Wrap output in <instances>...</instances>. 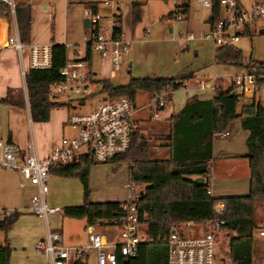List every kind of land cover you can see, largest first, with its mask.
<instances>
[{
  "label": "trees",
  "instance_id": "16d2710c",
  "mask_svg": "<svg viewBox=\"0 0 264 264\" xmlns=\"http://www.w3.org/2000/svg\"><path fill=\"white\" fill-rule=\"evenodd\" d=\"M13 15L19 40L28 43L30 31V8L27 0H14ZM208 15L210 25L219 18L218 0H210ZM94 2L85 3L92 10ZM4 16L8 18L7 6L0 4ZM187 7L169 12L167 18H178L186 14ZM138 19L136 4H132L131 22ZM117 26L112 35L119 38ZM248 28L244 35L249 34ZM50 65L48 68H28L24 74V85L30 120L44 122L48 119L52 107L68 104L52 96L51 83L61 79L58 70L65 60V46L51 41ZM88 52V49L87 51ZM213 61L217 64L242 65V54L234 46L216 47ZM244 67L255 77L256 86L262 81L259 75L264 73L262 61H248ZM192 72L176 76L149 78L129 77L123 86H114L108 80H98L100 91L110 97L126 96L132 99L137 90L155 92L183 87L191 78ZM254 94V92H253ZM242 95L233 90L216 88L211 99L200 100L189 97L181 109L169 118L167 159H150L148 142L137 130L131 136L128 148L116 155L110 163H124L127 168L128 182L143 184L138 200L140 209L147 212L146 236L148 241L138 246L136 257H116L115 264H166V239L172 224H199L203 220L215 217L211 208L217 201L224 205V221L221 227L227 240V248L222 257L233 264H251L253 232L257 228L253 218V201H264V110L252 96L248 103L242 104L239 111L236 106ZM170 101V97H169ZM0 103L22 106L19 95L7 90ZM238 118L241 129L247 132L245 157L248 163V191L244 195L211 197L208 193L204 175L208 172L211 159L212 136L226 130L230 122ZM93 165L87 154L79 155L75 162L55 165L50 173L60 177H76L83 188V200L77 205H66L60 214L70 218H84L85 225L100 218L112 219L116 216L121 202H91L87 198V175ZM200 176L202 183H194L190 177ZM16 219V214L0 216V233H5ZM10 248L5 240L0 242V264H8ZM73 264H81V259Z\"/></svg>",
  "mask_w": 264,
  "mask_h": 264
},
{
  "label": "crops",
  "instance_id": "0c3cea01",
  "mask_svg": "<svg viewBox=\"0 0 264 264\" xmlns=\"http://www.w3.org/2000/svg\"><path fill=\"white\" fill-rule=\"evenodd\" d=\"M104 1H109L110 4H104ZM254 1L252 0L251 4ZM79 2H94V9L104 18L106 26H109L108 19L111 16L118 19L119 38L128 44V50L122 56H124L126 62V72L130 74L129 77L160 78L192 72L191 78L184 82L185 89L174 93L173 100L170 99L167 105L158 110L155 120L149 118L148 102L150 93L140 90L134 92L131 100L134 106L135 130L147 139L148 157L150 159L168 158L169 149L166 138L169 133V118L181 109L189 97L194 96L200 100H206L213 97L216 88L233 90V78L247 72L244 67L247 60L243 56L242 65L237 69L228 67L229 65L214 63L213 53L217 46L211 41L200 37L212 27L208 22L210 9L201 6L197 0L194 12L189 3L190 0L187 3L182 0H80ZM236 2L241 7L237 0ZM27 3L30 8V31L28 43L25 45H50L51 41L61 43L65 46L66 58L85 57L89 63L91 52H86L87 48L83 46L84 54L78 55V45L71 42L67 43V33L64 34L63 26L60 34L57 35L54 34L52 24L49 30L50 34L47 33L42 38L35 35L32 27L33 8L29 0H27ZM132 4H136L138 11V19L135 23L131 22ZM69 6L67 4L66 8H69ZM183 6L187 7L186 14L180 15L178 18L166 17L169 12L181 10ZM85 7L89 6L85 5ZM192 14L200 18V25L193 27ZM221 14L222 10L220 9ZM257 23L248 28L249 34L243 36H248L251 40L253 33L264 34L259 32L263 28ZM189 34H191V37L188 36ZM12 35H17L14 15L9 14L8 18L5 17L4 11L0 7V98L5 96L6 91L9 89L15 91L22 101L20 107L0 103V139L10 141L21 149L25 148L28 142H32L37 158L44 159L51 146L62 135L71 133L69 129V133L64 134L67 128L65 125L68 114L67 109L64 106L52 107L46 121L32 122L30 120L24 85V74L29 68L28 50L27 47H24L20 52H16L7 46L6 39ZM237 41L232 42L230 45L235 46ZM69 45L72 47L71 56L67 52V46ZM94 74V72H90V76ZM114 74L115 71L109 69L108 78L100 80L111 82L110 79L114 77ZM259 77L263 79L264 73ZM224 79L227 84H225ZM258 89L259 87L256 86L254 94L241 96L242 98H239L240 102L238 101L236 110L239 111L240 106L248 103L252 96L255 98ZM104 95L105 93H102L101 98ZM258 102L264 110L261 98L258 99ZM225 132V135L214 134L212 136L211 159L208 169L210 176L205 178L211 197L244 195L248 191L249 170L244 144L247 132L241 129L238 118L230 122ZM95 165L97 164L92 166ZM109 165L115 167L116 163L109 162ZM125 170L128 179L127 168ZM117 171L116 168L112 169V173ZM91 172L90 170L89 173ZM52 175L54 174H49L48 182L49 180H57ZM190 178L193 179L194 177ZM59 180L66 179L59 176ZM127 183L128 180H126V189ZM35 191V187L23 179L17 171L0 169V211L16 214V219L9 225L2 238V241L7 242L10 250V246L15 247L18 245L23 248L24 240L30 232L35 234L34 240L44 234L42 227L33 231L36 217L29 209V198ZM117 194L120 193L110 191L104 193L98 199H90L89 201L123 202L127 200L129 195L128 190L127 197L122 195L116 197ZM59 210L61 211V209ZM58 214L49 215L45 220L42 219L45 224V231L58 230L56 227L50 229L48 221L49 217L52 219L59 216ZM82 219L85 225V220ZM254 222L257 228L253 232L251 264H262L264 253L261 248H264V235H258L257 230L262 229L264 231V217L254 218ZM85 237L86 235H84L82 243L76 242L74 245L83 244ZM82 262L81 264H84ZM8 264H13L10 258ZM42 264H46L45 258Z\"/></svg>",
  "mask_w": 264,
  "mask_h": 264
},
{
  "label": "built area",
  "instance_id": "2783aa9c",
  "mask_svg": "<svg viewBox=\"0 0 264 264\" xmlns=\"http://www.w3.org/2000/svg\"><path fill=\"white\" fill-rule=\"evenodd\" d=\"M201 6L210 9V0H197ZM222 14L213 23L209 31L200 37L211 41L215 46H229L244 35L246 27L262 22L264 29V0H255L247 9L238 6L236 0H218ZM7 6L9 14H13L14 0H0ZM104 4H110L104 1ZM87 19V33L83 36L82 45L107 58L112 70L119 67L118 59L128 50V44L112 35L117 26V19L111 16L109 26L104 18L90 7L82 9ZM191 37V34L188 35ZM6 45L20 52L24 47L28 50L29 68H48L50 65V45H25L17 35L8 36ZM85 57L66 58L58 70L61 77L51 83L52 96L57 99L62 94L65 101L74 105L83 104V95L87 93L90 82V70ZM234 92L242 96H250L256 90L255 77L249 72L236 76L232 80ZM170 90L151 92L149 96L150 120H155L159 109L169 103ZM134 106L126 96L101 98L97 107L89 112L67 115L65 125L71 130L62 135L48 151L46 158H37L32 142L25 148H18L14 143L0 139V169L17 171L23 179L32 184L36 191L29 198L30 211L46 219L49 215L60 213L59 208L47 203L48 176L50 168L55 165L75 162L79 155L87 154L93 164L109 163L116 155L123 153L129 145L130 136L135 130L133 120ZM216 134L225 135L226 132ZM208 172L204 178H208ZM207 181V180H206ZM208 185V183H207ZM128 198L119 205L118 212L112 219L100 218L84 225L85 242L81 245L64 246L60 235L55 230H47L43 238L34 242V251L43 255L46 264H71L93 252L95 264H115L117 255L124 258L136 257L138 246L148 241L146 236L147 212L140 209L138 200L141 189L135 184L127 183ZM209 193V192H208ZM215 217L199 223L203 233L197 238H185L177 228L190 223L172 224L166 239V264H225L222 257L227 248V240L222 226L225 221L220 217L224 205L217 201L211 208ZM13 213L0 211V216ZM115 229L112 235L106 229ZM258 235H264L262 229ZM262 264H264V256Z\"/></svg>",
  "mask_w": 264,
  "mask_h": 264
},
{
  "label": "rangeland",
  "instance_id": "374dc122",
  "mask_svg": "<svg viewBox=\"0 0 264 264\" xmlns=\"http://www.w3.org/2000/svg\"><path fill=\"white\" fill-rule=\"evenodd\" d=\"M80 0H29L33 8V16H32V27L33 32L38 37L42 38L43 36L50 34V26L52 24V28L54 34H60L61 28L63 26L64 34L67 33V43H75L78 45V55L84 54V48L82 45L83 36L86 35L87 30L82 26V9L85 7V3L79 2ZM186 2L188 0H182ZM243 9L249 8L252 0H237ZM191 9L194 12L196 0H190ZM69 4V8H66V5ZM52 17V18H51ZM191 20L193 21V27L200 25V18L192 14ZM257 25L262 26L263 23L260 21ZM248 36H241L239 40L235 43L237 49L241 51L242 56L248 61H257L264 59V34L253 33L251 35V40ZM212 46L213 44L210 43ZM71 45L67 46V52L71 56ZM86 64L90 68V72H94L95 74L90 77V81L87 84V93L83 95V104L82 105H74L69 102V100L65 101V97L60 94L57 97V100L66 102L68 106L67 115L74 113H84L93 110L99 104L102 96V92L100 91V85L98 80L108 78V71L112 69L111 62L107 58H102L95 51H91V56L89 63ZM119 68L115 71L114 77L111 78V82H118L120 86H123L127 83L130 74H127L126 62L124 60V56L118 59ZM227 65V64H224ZM231 68H238L240 66L229 65ZM225 76L224 74H222ZM225 84L226 80L224 79ZM258 92L255 94V100L261 98V102L264 107V78L258 85ZM184 90L183 87H179L178 89L171 92L170 99L173 100L174 93L179 90ZM239 94V93H238ZM105 96L110 97L108 94ZM260 97V98H259ZM240 99L242 97H239ZM240 102V100H238ZM238 102V103H239ZM69 133V128L65 129L64 134ZM147 140V139H146ZM148 142V141H147ZM116 168L118 171L112 173V169ZM126 165L124 163H116L115 167L109 165V163L97 164L95 166H90L88 169L87 175V186L88 193L87 198L90 199H98L104 193L114 191L120 194H117L116 197H127V189H126ZM92 171L89 173V171ZM53 178H57V180H49L48 182V193L46 201H48L49 205H55L59 209L66 205H77L80 204L83 200V188L80 181L76 177H62L66 180H59V176L52 175ZM61 178V177H60ZM143 188V184H135V189L140 190ZM34 215V214H33ZM59 216H55L52 219L49 217V228L52 229L54 227L58 228V232L60 233L61 243L64 246L74 245L76 242L84 241V223L82 218H70L62 216L60 213ZM36 218L34 219V227L33 231L43 228L45 236V224L42 218L34 215ZM253 216L254 218L264 217V201L260 199H255L253 201ZM59 217V218H57ZM178 231L182 232L183 237L185 238H197L200 237L203 233V228L200 224H190L189 227L185 225H180L177 228ZM32 231V232H33ZM105 231H108L109 234L115 233V229L109 228ZM6 233V231H5ZM34 233H29L24 240V246H10L11 250L9 253V258L12 260L13 264H42L44 262V256L37 254L34 251ZM4 233H0V240ZM264 253V248H261ZM85 260L82 262L84 264H95V259L93 256V252H89L86 254ZM66 264H71L70 260L66 261ZM225 264H233L232 262L225 260Z\"/></svg>",
  "mask_w": 264,
  "mask_h": 264
},
{
  "label": "water",
  "instance_id": "95a60500",
  "mask_svg": "<svg viewBox=\"0 0 264 264\" xmlns=\"http://www.w3.org/2000/svg\"><path fill=\"white\" fill-rule=\"evenodd\" d=\"M82 25H83V27H86L87 26V19L86 18H84L83 20H82ZM259 32L260 33H264V29H260L259 30ZM113 85L114 86H118V82H113ZM233 93H234V91H233ZM192 181L194 182V183H202V177H200V176H196V177H194L193 179H192Z\"/></svg>",
  "mask_w": 264,
  "mask_h": 264
}]
</instances>
